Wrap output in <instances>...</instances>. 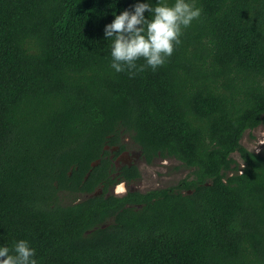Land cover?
Instances as JSON below:
<instances>
[{"label": "trees", "instance_id": "1", "mask_svg": "<svg viewBox=\"0 0 264 264\" xmlns=\"http://www.w3.org/2000/svg\"><path fill=\"white\" fill-rule=\"evenodd\" d=\"M135 2L0 0V244L40 264H264V143H241L264 128V0H197L166 63L129 76L103 27ZM128 145L192 177L110 192L106 147Z\"/></svg>", "mask_w": 264, "mask_h": 264}, {"label": "clouds", "instance_id": "2", "mask_svg": "<svg viewBox=\"0 0 264 264\" xmlns=\"http://www.w3.org/2000/svg\"><path fill=\"white\" fill-rule=\"evenodd\" d=\"M201 11L197 0H136L119 14L113 12V19L103 27L110 68L133 76L163 66L181 43L184 31L200 18ZM0 264H40V261L30 241L19 238L11 245L0 244Z\"/></svg>", "mask_w": 264, "mask_h": 264}, {"label": "rangeland", "instance_id": "3", "mask_svg": "<svg viewBox=\"0 0 264 264\" xmlns=\"http://www.w3.org/2000/svg\"><path fill=\"white\" fill-rule=\"evenodd\" d=\"M263 138L264 128L259 126L252 130H246L241 138V143L248 148L258 150ZM126 141H129V138ZM163 162L164 167L160 168L159 164H157V169L155 165L142 166L143 175L140 180L135 182V185L140 189H146L159 185L166 186L168 184H174L178 179L185 176L188 178L192 177V170L182 166L178 160L166 159ZM116 185V189L121 186L123 187V191L117 190L118 194L125 192L126 187L123 182H119Z\"/></svg>", "mask_w": 264, "mask_h": 264}, {"label": "flooded vegetation", "instance_id": "4", "mask_svg": "<svg viewBox=\"0 0 264 264\" xmlns=\"http://www.w3.org/2000/svg\"><path fill=\"white\" fill-rule=\"evenodd\" d=\"M106 149H109V157L112 160V166L114 168V171H112L113 178L117 180L115 184H113L110 187V192H115L118 193L117 189V183L123 182L126 189L125 191L128 190H138L141 192H144V189H140L135 185V182L140 180L141 176L143 175V170L142 166H147V165H155L156 169L158 168L157 164H159V167L162 168L164 167V162L163 160L170 159V158H164V157H156L152 159V162L149 164L146 160H144L143 156L141 155V152L139 149H137L133 145H128L124 148H120L119 146H114V147H106ZM132 166L136 167L137 170L140 173V178L135 179V180H130L125 177V172L127 171V168H131ZM158 187H163L162 185L159 186H154L150 187L149 189L152 188H158ZM146 190H148L146 188ZM96 192H101L100 189H97Z\"/></svg>", "mask_w": 264, "mask_h": 264}, {"label": "snow or ice", "instance_id": "5", "mask_svg": "<svg viewBox=\"0 0 264 264\" xmlns=\"http://www.w3.org/2000/svg\"><path fill=\"white\" fill-rule=\"evenodd\" d=\"M118 191H123V187L121 186V187H118V189H117Z\"/></svg>", "mask_w": 264, "mask_h": 264}, {"label": "water", "instance_id": "6", "mask_svg": "<svg viewBox=\"0 0 264 264\" xmlns=\"http://www.w3.org/2000/svg\"><path fill=\"white\" fill-rule=\"evenodd\" d=\"M263 141H264V138H263Z\"/></svg>", "mask_w": 264, "mask_h": 264}]
</instances>
